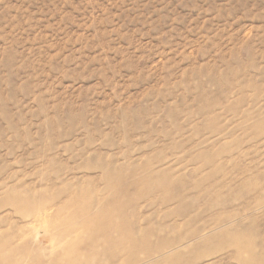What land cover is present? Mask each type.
I'll return each mask as SVG.
<instances>
[{"label":"rangeland","instance_id":"1","mask_svg":"<svg viewBox=\"0 0 264 264\" xmlns=\"http://www.w3.org/2000/svg\"><path fill=\"white\" fill-rule=\"evenodd\" d=\"M78 191L140 238L94 264H264V0H0L6 264L82 253Z\"/></svg>","mask_w":264,"mask_h":264},{"label":"bare ground","instance_id":"2","mask_svg":"<svg viewBox=\"0 0 264 264\" xmlns=\"http://www.w3.org/2000/svg\"><path fill=\"white\" fill-rule=\"evenodd\" d=\"M104 177H108V174H104ZM81 193V191L76 192L73 196L69 197V200L67 201L69 205L75 206V214H79V216L82 217V226L95 227V230L88 238L78 236L77 227L75 230L70 231V235L74 234L76 239L68 244L73 243L74 248L75 246L81 247L84 245V249L81 254L74 249H63L61 253L67 258L63 264H94L97 261L98 263H103L100 261V258H107L108 256L112 258L119 254V251L127 252L129 254V262H131V248L136 247L135 245L138 244L140 238L134 235L131 226L127 225L123 220H120V217L113 214V209L119 207L120 203L117 202L112 194H109L107 196L108 199H110L109 201L100 204L97 201L92 200L89 206L82 208L79 207L78 200ZM124 193L126 194V192ZM31 199L32 197L29 196L26 199L18 200L16 201V206L22 208V213L25 214V216H28L33 223L40 222L43 223L44 226L50 224L55 225V220H52L50 216L54 210L52 204L46 205L44 208V206H39L36 203L30 202ZM17 236L18 235L6 237L3 244L7 246V244L14 242L19 238ZM144 245L146 246L145 243ZM155 250L157 251V249ZM240 251L241 247L238 245L236 247L237 257H240V254H242ZM249 254L251 257L250 259L259 258V255L254 254L253 251ZM51 256L45 252L41 247V244L38 242L35 248H30L20 260L15 261L12 264H59L58 259H53ZM10 257V255L8 256L7 254L4 255V253H1L0 263L6 264Z\"/></svg>","mask_w":264,"mask_h":264}]
</instances>
